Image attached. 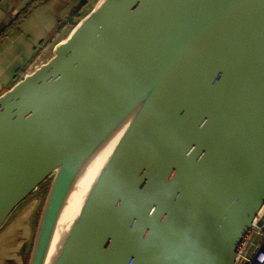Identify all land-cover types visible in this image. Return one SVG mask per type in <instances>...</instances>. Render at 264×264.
<instances>
[{
  "label": "water",
  "instance_id": "obj_1",
  "mask_svg": "<svg viewBox=\"0 0 264 264\" xmlns=\"http://www.w3.org/2000/svg\"><path fill=\"white\" fill-rule=\"evenodd\" d=\"M35 1L0 0V42ZM81 5L0 94V233L48 184L25 264H237L264 217V0Z\"/></svg>",
  "mask_w": 264,
  "mask_h": 264
},
{
  "label": "crops",
  "instance_id": "obj_2",
  "mask_svg": "<svg viewBox=\"0 0 264 264\" xmlns=\"http://www.w3.org/2000/svg\"><path fill=\"white\" fill-rule=\"evenodd\" d=\"M26 1L11 0L14 8H21ZM81 1L83 5L80 8L85 11L87 5L95 0H36L37 4L34 2L32 4L34 8L31 5L22 13V21L17 29L8 33L0 42V94L21 78L20 73L23 70L25 72L26 66L33 64L45 48L49 49L50 44L67 33L70 26L63 22L66 21L68 14L76 18L77 13L72 11V15L70 10ZM48 53L45 58L49 55ZM32 209H30L31 213ZM20 221L26 223L23 232L25 236H13V239L9 240L14 242L8 250L10 252L7 253H14L12 264H24L26 260V245L31 233L30 214L23 220L20 218ZM8 227L0 233V242L9 237L5 234Z\"/></svg>",
  "mask_w": 264,
  "mask_h": 264
},
{
  "label": "rangeland",
  "instance_id": "obj_3",
  "mask_svg": "<svg viewBox=\"0 0 264 264\" xmlns=\"http://www.w3.org/2000/svg\"><path fill=\"white\" fill-rule=\"evenodd\" d=\"M47 186H48V184H44L42 187H40V189H39V191H41L40 195L36 196V195H38V193L36 195H34L29 200V202L25 205V207L23 208L21 213L17 214L16 217L14 218V220L10 223V225H9V227L5 233L9 237H6L3 241L0 242V264H12V262L14 260V258H13L14 253L13 254L12 253L7 254V253L10 252L8 250H10V246L14 242L9 241V240H12L13 236H19V235L25 236L23 234V232L25 230L24 228L26 226V223H23L21 221L19 222V219L21 218V220H23V219H25V217L27 215L29 217V214H31L30 209L33 208V206L36 204V202L38 204V211H39L42 200H43V195L45 193V189L47 188ZM30 218L32 220V216ZM26 236H28V235H26ZM26 259H27V255H26ZM24 264H25V262H24Z\"/></svg>",
  "mask_w": 264,
  "mask_h": 264
},
{
  "label": "built area",
  "instance_id": "obj_4",
  "mask_svg": "<svg viewBox=\"0 0 264 264\" xmlns=\"http://www.w3.org/2000/svg\"><path fill=\"white\" fill-rule=\"evenodd\" d=\"M40 55L31 64L26 72L32 69V66H37L40 63ZM237 264H264V217L240 246L239 257Z\"/></svg>",
  "mask_w": 264,
  "mask_h": 264
},
{
  "label": "flooded vegetation",
  "instance_id": "obj_5",
  "mask_svg": "<svg viewBox=\"0 0 264 264\" xmlns=\"http://www.w3.org/2000/svg\"><path fill=\"white\" fill-rule=\"evenodd\" d=\"M26 72V70H25ZM24 70L20 73L21 77L25 74Z\"/></svg>",
  "mask_w": 264,
  "mask_h": 264
}]
</instances>
